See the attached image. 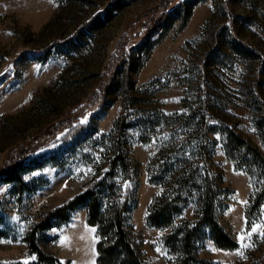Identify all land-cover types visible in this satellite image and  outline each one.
Masks as SVG:
<instances>
[{"label":"rangeland","instance_id":"rangeland-1","mask_svg":"<svg viewBox=\"0 0 264 264\" xmlns=\"http://www.w3.org/2000/svg\"><path fill=\"white\" fill-rule=\"evenodd\" d=\"M123 114L130 172L112 168ZM201 116L216 127L218 215L238 246H219L207 229L197 255L205 264H256L264 204L251 227L248 207L264 177L238 166L226 137L231 127L264 151V0H0V172L21 144H36L15 176L0 178V264L37 260L29 233L92 184L103 207L130 186L126 222L146 264H176L165 240L172 229L148 220L164 191L150 165L158 168L153 159L172 136L201 133ZM196 210L191 202L181 218ZM38 240L65 264H99L87 204L52 219Z\"/></svg>","mask_w":264,"mask_h":264},{"label":"trees","instance_id":"trees-1","mask_svg":"<svg viewBox=\"0 0 264 264\" xmlns=\"http://www.w3.org/2000/svg\"><path fill=\"white\" fill-rule=\"evenodd\" d=\"M121 66L122 63L114 70L110 79L105 80L106 91L112 88ZM185 121L190 122L188 119ZM125 122L126 116L123 114L117 121V126L121 125V127L118 135L114 137L115 156L112 159V168L115 170L120 167L130 172L131 161L121 135L125 127L122 123L125 124ZM197 122L201 133L192 137H187L186 134L179 137L172 136L170 141L164 145L159 157L153 159V163L158 166L155 169L157 172L153 169V165H150L152 181L162 184L164 191L150 205L148 220L152 225L172 229L166 235L165 240L172 249L171 252L176 255L174 259L176 264L206 263L197 255V243L205 235L207 229L210 230L211 236L219 246L227 248L238 246V242L221 224L218 215L222 197L211 159L213 143L211 132L216 127L206 116H201ZM55 125L56 123L50 124L49 128ZM40 137L43 136L40 135ZM34 140L21 144L19 154L6 166L4 171L0 172V178L6 175L13 177L17 174L24 157L23 154L35 147L36 144H32ZM226 149L229 156L238 162L239 167H244L253 176L264 177V151L231 127L227 128ZM96 186L92 184L64 205L51 210L29 233L30 247L37 254V260L30 263L13 262L10 264H65L55 254L41 248L38 230L49 227L54 218H66L81 204L89 206V223L98 226L99 264H146L144 253L134 243L131 230L126 222L127 212L131 207V187L126 188L123 199L113 201L107 204V207H103ZM191 202L197 205L196 217L194 219L181 218L185 208ZM263 204L264 185L262 190L258 191L257 197L249 204V227L259 218ZM256 264H264V257Z\"/></svg>","mask_w":264,"mask_h":264},{"label":"snow or ice","instance_id":"snow-or-ice-1","mask_svg":"<svg viewBox=\"0 0 264 264\" xmlns=\"http://www.w3.org/2000/svg\"><path fill=\"white\" fill-rule=\"evenodd\" d=\"M253 231H255V228H253Z\"/></svg>","mask_w":264,"mask_h":264}]
</instances>
